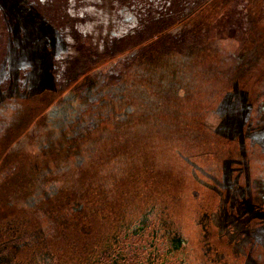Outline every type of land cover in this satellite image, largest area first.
I'll return each mask as SVG.
<instances>
[{"label":"rangeland","instance_id":"1","mask_svg":"<svg viewBox=\"0 0 264 264\" xmlns=\"http://www.w3.org/2000/svg\"><path fill=\"white\" fill-rule=\"evenodd\" d=\"M53 1L0 0V237L28 207L116 210L155 195L189 228L214 212V234L223 236L231 221L225 168L241 173L242 159L219 133V108L248 81L254 111L264 115V78H250L264 61V27L256 25L264 0H250L252 32L237 53L227 42L181 38L192 25L206 31L233 1L216 0L194 24L166 34L174 45L156 39L100 69L118 43L152 40L190 13L192 0L181 14L170 0H63L59 16ZM90 229L77 235L84 249ZM21 243L0 242V264L13 263ZM249 243L243 238V254ZM51 255L37 247L24 264H49Z\"/></svg>","mask_w":264,"mask_h":264},{"label":"flooded vegetation","instance_id":"2","mask_svg":"<svg viewBox=\"0 0 264 264\" xmlns=\"http://www.w3.org/2000/svg\"><path fill=\"white\" fill-rule=\"evenodd\" d=\"M213 213L189 228L173 208L158 205V195L116 210L100 205L28 207L15 212L13 231L2 233L0 242L12 238L22 242L8 264H24L37 247L52 254L49 264H245L249 245L246 254L241 245L246 237L230 222L223 236H215ZM95 218L101 226L91 222ZM5 224L0 222V229H6ZM83 227L95 235L85 249L77 245Z\"/></svg>","mask_w":264,"mask_h":264},{"label":"crops","instance_id":"3","mask_svg":"<svg viewBox=\"0 0 264 264\" xmlns=\"http://www.w3.org/2000/svg\"><path fill=\"white\" fill-rule=\"evenodd\" d=\"M253 100L252 89L226 97L219 108V133L236 142L242 159L241 173L230 174L231 163H227L223 177L230 225L250 240L245 264H264V123L255 126V118L264 121V115L254 111Z\"/></svg>","mask_w":264,"mask_h":264},{"label":"trees","instance_id":"4","mask_svg":"<svg viewBox=\"0 0 264 264\" xmlns=\"http://www.w3.org/2000/svg\"><path fill=\"white\" fill-rule=\"evenodd\" d=\"M170 1L173 7L177 8L179 14H181L180 11L185 8V4L187 3V0ZM214 1L216 0H192L194 5L191 8L190 13L186 14L185 16H181V18H177L175 23H171L170 25L168 24L167 27L160 31L152 40L147 41L143 39L138 42H125L124 44L118 43L115 51L111 52L110 54L103 55L100 62L95 64V68L100 69L106 67L107 65L112 66L113 64H120V62H122V59L124 60V58L128 57L129 54L134 51V49L139 50L140 48H145L149 43L155 41L156 39H158V42L160 41L161 44H164L165 42H170L171 45H174V42L177 41V38L173 37L175 40L171 38L168 41L165 39L166 34H168L170 31H180L182 27H188L186 26L187 23L194 24V21H197V15L199 14V11L204 9L205 7L214 6ZM53 2V12L56 13L58 16L61 15V4L63 3V0H54ZM254 11V6L250 3V0H233L229 3V5H227L224 12L217 15V17L213 15L215 17L212 18L214 21L206 31L197 33V26L192 25L187 28V30L183 34V37L181 38L183 39L185 37L186 41L189 38H192V44L196 46H201L206 43L214 44V42H227L228 47H230L237 53L244 47L245 43L249 39V34H251L252 32L251 24L253 25V23L251 22V18L253 16ZM179 14H177V17ZM256 25L264 27V8L263 11L259 12L258 21ZM181 38L179 37L178 39ZM185 40L182 41V44L186 42ZM263 62L264 61L261 62L262 64L259 63V65H261L258 66V68L257 66L254 67V69H256L258 73L253 75V73L251 72V79L258 80L262 79V77L264 78ZM249 86H252V83L250 82V84H248L247 81L246 89L253 88ZM233 90V87H229L225 88L221 93H219L217 101L214 103H210L211 105H208L207 112H210L211 110H214L216 108V106L220 103L225 92H232ZM229 143L236 144V142L234 141H229Z\"/></svg>","mask_w":264,"mask_h":264}]
</instances>
